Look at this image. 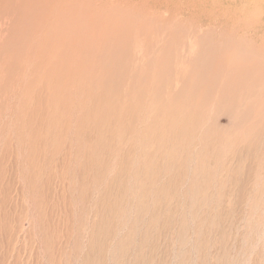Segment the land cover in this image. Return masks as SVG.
<instances>
[{"label":"bare ground","instance_id":"1","mask_svg":"<svg viewBox=\"0 0 264 264\" xmlns=\"http://www.w3.org/2000/svg\"><path fill=\"white\" fill-rule=\"evenodd\" d=\"M13 1L0 0L1 16L25 18L19 30L0 19V264L22 221L41 225L49 264H61L74 232L83 263L105 264L111 159L122 177L131 155L144 161L132 178L168 198L181 184L206 194L200 184L220 170L243 181L264 165V0H249L248 19V0Z\"/></svg>","mask_w":264,"mask_h":264},{"label":"rangeland","instance_id":"2","mask_svg":"<svg viewBox=\"0 0 264 264\" xmlns=\"http://www.w3.org/2000/svg\"><path fill=\"white\" fill-rule=\"evenodd\" d=\"M11 2L18 4L13 0ZM254 4L248 0L242 19H248V9ZM244 5L240 4V6ZM258 6L262 14L260 21L264 24V2L258 3ZM0 19H4L8 28L17 27L16 29L19 30L25 18L22 15L14 18L0 15ZM204 24L207 27L212 26L209 23ZM248 35L258 40L256 33L249 32ZM15 87V84L12 85L7 93V102L11 105V116L14 115L13 107L17 103L16 96L19 93ZM0 98V118H2L5 108L4 100L6 101L2 89ZM224 123L222 121V124ZM133 156L131 155L129 159L134 166L129 167L128 174L124 177L119 174V165L115 167L112 159L108 163L105 264H264V165L258 170L255 166L251 168L248 177L244 176L243 181L233 178V182H228L225 171L220 170L200 184V188L206 190V194H186L187 184H181L175 187L176 197L168 198L165 194L151 192V188L154 187L151 179L139 177V181H136L134 177L132 178L133 171L144 162L137 157L133 159ZM227 158L228 160L224 163L232 165L237 163L234 158L233 161L230 157ZM245 167L248 171V164ZM161 179L164 181L163 178ZM10 182L14 183L10 193L11 204L20 203L17 181L12 176ZM158 184L161 183H156ZM26 193L30 195L28 190ZM95 196L94 193L92 201ZM30 203V200L25 197V208L28 207L31 210L30 213L36 217L37 209ZM141 205L145 207L143 210H140ZM74 212L76 217L80 216L76 207ZM19 214H16V217L26 216L20 212ZM89 215L91 219H94L90 212ZM21 224L24 233L18 234V240L11 241L9 254L12 256L11 259L9 258V264H42V262L49 264L46 252L44 253L41 247L43 236L41 225L38 223L36 229H32L24 221ZM70 225L74 227H72L74 231L77 230L78 224L75 221H71ZM78 233L80 236L77 240L81 242L83 248L84 238L81 239L83 233L81 230ZM68 244L65 243L61 252L63 254L61 264H84L82 260L84 251L75 247V232L72 243L69 241Z\"/></svg>","mask_w":264,"mask_h":264}]
</instances>
